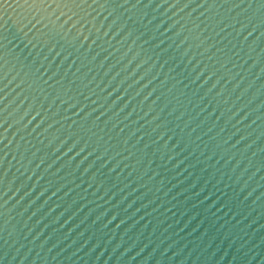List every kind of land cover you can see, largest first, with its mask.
<instances>
[{
	"label": "water",
	"instance_id": "95a60500",
	"mask_svg": "<svg viewBox=\"0 0 264 264\" xmlns=\"http://www.w3.org/2000/svg\"><path fill=\"white\" fill-rule=\"evenodd\" d=\"M0 264H264V0H0Z\"/></svg>",
	"mask_w": 264,
	"mask_h": 264
}]
</instances>
